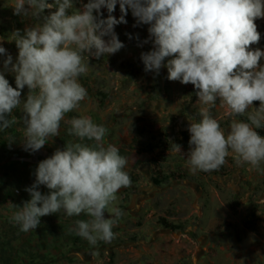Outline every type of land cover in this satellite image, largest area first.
Listing matches in <instances>:
<instances>
[{"label":"rangeland","instance_id":"1","mask_svg":"<svg viewBox=\"0 0 264 264\" xmlns=\"http://www.w3.org/2000/svg\"><path fill=\"white\" fill-rule=\"evenodd\" d=\"M87 2L73 0L69 14L82 11ZM15 3L0 0V46L13 63L18 49L11 33L19 30L23 35L35 23L14 15ZM101 13L107 19V9ZM111 15L120 18L119 3ZM125 19L126 24L114 28L124 44L121 50L100 59L85 55L88 70L79 82L87 96L65 116L57 136L35 153L25 150L22 104L26 87L21 107L10 117L15 123L0 131V264H264V163L256 169L237 164L230 155L217 170L190 171L188 128L201 119L205 106L191 84L169 81L166 67L158 75L145 72L141 54L153 50L149 25H137L130 9ZM255 23L261 39L249 50L264 51V19ZM5 59L0 56V71L15 88V74L3 68ZM259 63L264 66V58ZM258 107L259 102H254L243 116H234L217 100L209 114L227 134L233 121L247 122L248 114ZM81 117L105 126V146H115L127 159L125 171L131 183L118 191L114 204L105 210L106 219L111 218L112 207L122 212L113 226L115 238L91 245L70 230L75 220L89 217L69 218L63 210L42 217L36 229L21 232L11 222L16 209L10 203L22 207L30 200L25 189L35 182L39 162L70 141L78 142L68 134V122ZM173 144L180 146V152L173 150ZM154 177L170 181L159 186ZM39 190L48 192L44 186Z\"/></svg>","mask_w":264,"mask_h":264},{"label":"clouds","instance_id":"2","mask_svg":"<svg viewBox=\"0 0 264 264\" xmlns=\"http://www.w3.org/2000/svg\"><path fill=\"white\" fill-rule=\"evenodd\" d=\"M117 3L119 19L111 15ZM71 8L73 0H16L14 15L35 23L23 35L19 30L11 33L18 49L15 63L0 46V56H6L3 68L15 74L14 88L0 71V131L15 123L10 117L21 107L26 87L25 150L35 153L57 136L65 116L87 96L79 82L88 70L85 55L100 59L124 47L114 28L127 23L130 9L137 25H149L153 50L141 54L145 72L158 75L166 67L167 79L191 84L205 106L201 119L188 128L190 171L217 170L230 155L237 164L260 168L264 136L257 129L264 128V66L259 62L264 51L249 48L261 39L255 20L264 19V0H88L82 11L69 14ZM102 8L109 13L107 19L102 18ZM166 58L170 59L164 64ZM217 100L234 116H243L254 102L259 107L248 114L247 122L233 121L225 134L209 114ZM68 123V134L78 142L70 141L39 162L35 182L25 189L30 200L22 207L10 203L16 209L11 222L27 233L38 227L42 217L61 210L69 218L85 214L89 219L75 220L70 230L91 245L110 243L122 212L112 207L111 218L106 219L105 210L114 204L118 191L131 183L125 171L127 159L115 146H105L108 130L91 117L72 118ZM172 147L180 152L179 145ZM41 186L47 194H42Z\"/></svg>","mask_w":264,"mask_h":264},{"label":"trees","instance_id":"3","mask_svg":"<svg viewBox=\"0 0 264 264\" xmlns=\"http://www.w3.org/2000/svg\"><path fill=\"white\" fill-rule=\"evenodd\" d=\"M258 133L261 135V136H264V128H261V129H257ZM170 181V178L169 177H162V178H158V177H154L153 178V182L156 184V185H163V184H166Z\"/></svg>","mask_w":264,"mask_h":264}]
</instances>
